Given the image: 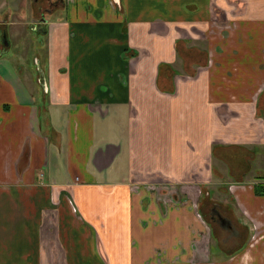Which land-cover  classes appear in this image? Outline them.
<instances>
[{"label":"crops","instance_id":"crops-1","mask_svg":"<svg viewBox=\"0 0 264 264\" xmlns=\"http://www.w3.org/2000/svg\"><path fill=\"white\" fill-rule=\"evenodd\" d=\"M62 1L34 72L0 44V264H264V0Z\"/></svg>","mask_w":264,"mask_h":264},{"label":"rangeland","instance_id":"rangeland-1","mask_svg":"<svg viewBox=\"0 0 264 264\" xmlns=\"http://www.w3.org/2000/svg\"><path fill=\"white\" fill-rule=\"evenodd\" d=\"M6 3L0 12V15L6 14L9 12V10H14L13 8V0H4ZM31 1V0H29ZM29 1L27 0V4L23 6V11L26 10L29 6ZM12 15H18L17 12H13ZM11 15V16H12ZM11 17L13 21L16 23H20L21 20L19 21L18 19L15 20ZM224 22V21H221ZM19 27L22 28V26ZM17 27V28H19ZM13 30L14 27H12V30L10 28L9 30V41H10V47L9 50L3 54L4 57H9V58H15L18 59V62H21L25 67L28 65V67L31 69L32 72L35 71V67H37V61L34 62L33 58L35 54L40 55L41 59H44L45 53H46V47L42 44L43 36H40L37 34V32H33L32 30L24 28V32L20 37H13ZM39 45V46H38ZM41 45V46H40ZM36 51V52H35ZM17 52L19 54L17 55ZM0 55H2L0 53ZM26 67V68H28ZM204 70L203 68H199L196 70V74L202 73ZM223 181V180H222ZM230 181V180H227ZM248 181H253V180H248ZM255 181V180H254ZM205 183L210 184L212 181L210 179H204ZM212 184V185H211ZM210 186L206 185L205 187L200 188V201L205 203V214H203V217L205 221L208 223L209 229L212 231V236H211V248H210V253L213 257H220V250L222 252L226 253L228 251L231 252V250L235 249L236 246L232 244L231 237L227 236V232L224 231L223 229L219 228L215 223L211 221L209 218V210L213 204H219V205H227L232 204L231 198L228 196V194L224 193L222 191V186H220L219 189L213 187V183H211ZM221 189V190H220ZM158 198H161V196H158ZM175 199V197H174ZM234 201V200H233ZM221 212H223V207H221ZM223 216V215H222ZM233 220L235 219L236 221L238 220L237 217H233ZM231 222V221H230ZM232 223V222H231ZM232 227H234L232 225ZM239 229V228H238ZM253 230H248V237H246V242L247 243L249 240H251L253 237ZM240 240V239H239ZM231 241V242H230ZM251 242V241H250ZM238 245V244H237Z\"/></svg>","mask_w":264,"mask_h":264},{"label":"flooded vegetation","instance_id":"flooded-vegetation-1","mask_svg":"<svg viewBox=\"0 0 264 264\" xmlns=\"http://www.w3.org/2000/svg\"><path fill=\"white\" fill-rule=\"evenodd\" d=\"M35 1V5H39L38 6V17H36L34 19V21H40L42 20V22L46 23L45 21V14L51 13V11L53 9L59 8L63 6V1L62 0H42L41 3H37V0ZM43 26H45V24H42ZM31 30H35V32L38 33L43 31L42 26H37L34 27L33 29L30 27ZM221 206L219 204H213L209 210V218L211 219V221L213 223H215L217 226L219 225L220 219L219 216H222L221 214ZM219 214V216H218ZM225 217V216H222ZM218 223V224H217ZM225 228L224 231L227 232V236L228 237H233V236H237L238 234L235 231V228L229 225L224 224L223 225ZM219 227V226H218Z\"/></svg>","mask_w":264,"mask_h":264},{"label":"water","instance_id":"water-1","mask_svg":"<svg viewBox=\"0 0 264 264\" xmlns=\"http://www.w3.org/2000/svg\"><path fill=\"white\" fill-rule=\"evenodd\" d=\"M42 24H45L44 22H42V20L40 21H34L32 24H31V28L33 29L34 27H37V26H42L43 28V31L40 32L42 34H45L46 33V29L44 28V26ZM0 44L2 46V49H3V52L7 51V49L9 48L10 46V43H9V40H8V35H7V32L6 30H3L0 32ZM219 216V214H218ZM219 219H220V222H219V228L225 230L224 228V224L226 225H229V226H232L230 220L228 218H225V217H222V216H219ZM218 224V223H217ZM237 233V232H236ZM238 234V233H237Z\"/></svg>","mask_w":264,"mask_h":264},{"label":"trees","instance_id":"trees-1","mask_svg":"<svg viewBox=\"0 0 264 264\" xmlns=\"http://www.w3.org/2000/svg\"><path fill=\"white\" fill-rule=\"evenodd\" d=\"M254 187H255V186H254ZM262 189H263V188H262ZM262 189H261V191H263ZM256 191H257V186H256ZM261 191H260V192H261Z\"/></svg>","mask_w":264,"mask_h":264}]
</instances>
